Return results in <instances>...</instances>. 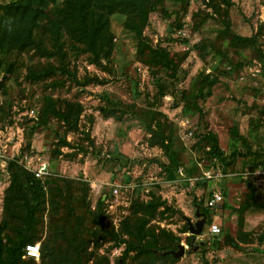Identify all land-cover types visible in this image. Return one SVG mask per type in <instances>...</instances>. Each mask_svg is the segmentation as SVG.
<instances>
[{
    "label": "rangeland",
    "instance_id": "obj_1",
    "mask_svg": "<svg viewBox=\"0 0 264 264\" xmlns=\"http://www.w3.org/2000/svg\"><path fill=\"white\" fill-rule=\"evenodd\" d=\"M10 1L0 0V13ZM153 4L155 9L140 34L124 31L121 17L111 18L114 47L102 65L93 64L89 55H78L63 39L66 67L75 79L66 80L60 89L50 88L52 80L30 84L24 79L27 67L46 63L37 57L32 60L31 54L21 57L14 75L0 76V192L4 194L9 184V160L18 158L25 168L23 157L32 158L30 172L41 164L46 166L44 178L51 182L46 198L57 204L41 208L40 240L36 242L40 248L49 233L70 226V231L86 238L89 254L115 264L123 246L118 247L113 236L101 234L94 240L92 233L99 223L106 233H118L132 201L145 203L154 194L167 204L159 210L153 228L172 232L184 248L176 264H264V211L238 212L248 193V181L264 201V158L259 157L264 156V0H153ZM255 35V50L230 46L235 36ZM140 45L141 57L137 52ZM155 50L165 52L163 61L146 65ZM198 75L216 80L210 96L198 102L204 124L199 123L198 114L183 116L179 103L180 93L190 89ZM46 96L62 111L67 104L80 106L74 129L42 114ZM32 111L36 120L29 116ZM151 111L173 130L184 166L196 162L204 171L211 165L210 144L200 139L205 129L216 136L224 154L233 144L239 148L241 155L214 185L224 204L208 210L220 234L211 235V225L205 223L202 234L194 235L191 246L186 245L192 235L182 234V228L187 220L192 225L198 221L193 200L203 199L205 206L208 183L202 185L196 174L186 185L184 176L174 182L166 180L167 158L140 119L142 113ZM180 121L186 127H181ZM231 129L247 145L236 140ZM115 183L121 185L118 196L112 195ZM101 196L105 201L97 211ZM2 220L0 203V225ZM230 239L237 241L240 249L229 246ZM200 247H205L204 254ZM129 256L125 264H135L132 254ZM39 260L35 264H41Z\"/></svg>",
    "mask_w": 264,
    "mask_h": 264
},
{
    "label": "trees",
    "instance_id": "obj_2",
    "mask_svg": "<svg viewBox=\"0 0 264 264\" xmlns=\"http://www.w3.org/2000/svg\"><path fill=\"white\" fill-rule=\"evenodd\" d=\"M154 9L153 0H62L59 5L56 4V0H12L1 7L0 13V76L14 75L19 64L22 63L21 57L31 54L32 60L37 57V60L44 59L46 63L39 62L27 67L24 79L30 84L52 80L50 88L60 89L66 80L75 79L66 67L63 39H67L78 55H89L93 64L102 65L110 59L114 47V36L110 28L111 18L121 17L124 31L131 35L140 34L147 27L149 15ZM256 38V35L250 38L235 36L230 46L254 49ZM137 52L140 57L144 54L142 45L137 48ZM151 55L146 63L148 66L153 61L162 62L165 52L155 50ZM58 74L64 76V80L57 79ZM215 81L211 76L198 75L191 88L180 93L179 103L182 104L181 114L183 116L198 114L199 123L204 124V115L198 108V102L210 96V89ZM1 86L2 82H0V88ZM43 99L41 111L44 116H52L67 127L75 128L81 114L80 106L75 108L67 104L65 110L62 111L56 108L55 101L51 97L46 96ZM103 113L106 117L111 115L105 110ZM140 119L145 123L149 134L156 137L157 145L167 158L168 162L164 167L167 181L177 180L180 177L179 171H182V176L186 179L183 182L185 185L188 184L187 179L195 174L200 176V179L202 178L203 171L196 162L190 164L189 167L184 166L180 150L177 151L175 148L176 138L173 136V130L169 131L166 122L158 120L157 113L144 112ZM230 133L241 144L247 145L236 130L231 129ZM200 139L207 140L210 144L208 155L211 165L208 164L204 171L210 170L223 174L241 155L236 144L232 145L228 154H224L219 148L216 136L207 129ZM259 157L264 158V156ZM17 159L9 160L6 166L9 173V184L4 190L2 199L0 264H35V260L25 256V247L37 244L36 242L40 240L41 208L44 204L57 203L52 198L50 200L46 198V188L51 184L49 179H45L44 176L36 178L32 172L20 166ZM199 182L196 185H199ZM200 183L207 184L205 181ZM246 185L248 193L245 195L244 205L238 209L239 214L264 211V201L259 197L258 188L249 181ZM206 199L205 208L202 205L203 199L198 201L194 199L193 203L196 205L195 215H200L198 221L205 217L206 225L210 226L212 221L208 214L210 208L206 206ZM104 201V196L98 198L97 211L103 207ZM131 204L130 214L124 219L118 233H106L102 223H99L97 231L92 233L94 240L101 234L113 236L118 241V247L123 246L115 264H125L131 254V260L135 264H176L179 258H175L174 254L179 250L181 239L170 231L152 226V222L156 221L159 215V210L165 208L167 202L160 196L151 194L148 202L134 200ZM188 221L190 220H187L182 228V234H190ZM69 228L70 226L57 229L54 233L48 234L49 237L40 248L39 261L41 264L47 262L88 264L91 260L93 264H109L107 258L98 259L94 257L93 252L89 254L87 250L89 244L86 238L78 236ZM193 236L186 239V245L191 246ZM260 240L262 242L263 237H260ZM228 243L232 248L240 249L237 241L230 239ZM94 244L97 245L98 242ZM199 249L204 254L205 247Z\"/></svg>",
    "mask_w": 264,
    "mask_h": 264
},
{
    "label": "built area",
    "instance_id": "obj_3",
    "mask_svg": "<svg viewBox=\"0 0 264 264\" xmlns=\"http://www.w3.org/2000/svg\"><path fill=\"white\" fill-rule=\"evenodd\" d=\"M29 116H30V118H33L34 120H36L35 112L32 111L29 114ZM179 125L181 127H186V124L181 122V121L179 122ZM187 136L191 137L192 133L187 132ZM31 161H32V158H28L27 156H24L23 160L21 161V163L26 164L25 169H27L28 171H30L28 168V165L30 164ZM31 172L34 174V176L36 178H43V176H45L46 172H47L46 166L44 164H41L37 170H35V171L31 170ZM179 174L182 175V171H179ZM246 175L247 174L243 175V176H245L243 179H246ZM223 177L224 176L222 175V173H219V172L214 173L210 170L209 171H203V175H202L201 180L208 183L209 195L206 199V206L210 209L216 208L217 206H219L220 204L223 203L222 194L219 191L215 190V188H214V185H216L217 181L222 179ZM120 188H121L120 184H117V183L113 184L112 195L118 196ZM208 230H209V233L211 235H218L220 233V228L215 224H212ZM24 252H25L26 257H29L35 261H38L40 258V245L39 244L27 245L25 247Z\"/></svg>",
    "mask_w": 264,
    "mask_h": 264
},
{
    "label": "water",
    "instance_id": "obj_4",
    "mask_svg": "<svg viewBox=\"0 0 264 264\" xmlns=\"http://www.w3.org/2000/svg\"><path fill=\"white\" fill-rule=\"evenodd\" d=\"M112 158L121 161L123 164L127 163V160L122 158V157H120V156H113ZM196 217L200 218V215L196 214ZM205 223H206V218L205 217L203 219L199 220L195 225H192L191 222L188 221L190 234L197 235V236L201 235L202 231H203V228L205 226ZM183 253H184V248H183V246L180 245L179 246V250H178L177 253L174 254V257L175 258H180V257L183 256Z\"/></svg>",
    "mask_w": 264,
    "mask_h": 264
},
{
    "label": "crops",
    "instance_id": "obj_5",
    "mask_svg": "<svg viewBox=\"0 0 264 264\" xmlns=\"http://www.w3.org/2000/svg\"><path fill=\"white\" fill-rule=\"evenodd\" d=\"M180 176H182V175H180ZM6 189V188H5ZM0 194H2V192H0ZM3 194L1 195V197H0V203L2 204V199H3Z\"/></svg>",
    "mask_w": 264,
    "mask_h": 264
}]
</instances>
